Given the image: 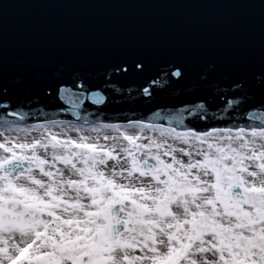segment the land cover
<instances>
[{"label":"water","instance_id":"obj_1","mask_svg":"<svg viewBox=\"0 0 264 264\" xmlns=\"http://www.w3.org/2000/svg\"><path fill=\"white\" fill-rule=\"evenodd\" d=\"M58 121L264 134V0H0V126Z\"/></svg>","mask_w":264,"mask_h":264},{"label":"flooded vegetation","instance_id":"obj_2","mask_svg":"<svg viewBox=\"0 0 264 264\" xmlns=\"http://www.w3.org/2000/svg\"><path fill=\"white\" fill-rule=\"evenodd\" d=\"M210 132L194 134L206 140ZM180 142L161 147L159 157L140 153L145 172L130 155L141 175L161 166L164 173L153 177L159 197H0V264H264V196L246 189L264 179L260 168L234 164L242 160L237 150L224 160L216 156L223 149ZM83 155L69 163L80 177H66L47 163L35 162L32 170L60 183L113 180ZM76 186L53 192L78 193L85 183Z\"/></svg>","mask_w":264,"mask_h":264},{"label":"bare ground","instance_id":"obj_3","mask_svg":"<svg viewBox=\"0 0 264 264\" xmlns=\"http://www.w3.org/2000/svg\"><path fill=\"white\" fill-rule=\"evenodd\" d=\"M48 129L50 131L53 129L65 132L62 134H57L50 131V133H37V131L39 130ZM67 130H90L91 132H84L81 133V135L83 137H88L89 140H93V138H96L97 141L101 144L108 143L109 141L124 142L129 146V148L125 151V155L128 157L132 153L138 155V152H136V148L134 147L137 143L135 134L140 136L143 134L150 135L152 133L151 140L159 144L164 141L163 144H165L164 146L167 147H170L169 145H174L172 143L174 139H187L190 141V143L186 144H192L193 141L198 140L197 138H200L195 134H185V136L183 137H178V134L180 133H172L171 130L149 125H126V127H77L76 124L69 125L67 123L58 121L57 124H47L46 127H43V124H41L40 127L31 126L30 129H26L25 126H23L22 129H19L18 126H6L5 129H2V126H0V169L8 166L11 163L20 164V160L32 161L34 163L35 161L33 160H36L41 163H48V160L45 158H37L36 156V158L34 157V155L32 154V152H34L33 147H36L39 143H41V141L45 140L48 142L52 141L55 145H62L64 143H76L77 140H75L73 137H78V134L74 132L67 133ZM9 131H12V133ZM235 135L249 136L250 139L255 140V142H264V134H257L256 131H253V134H246L245 131H241L240 134H232L231 131L227 133H224L223 131H216L214 133L213 131H211V133L205 139L207 141H218L225 136L233 137ZM40 137H43V139H41ZM56 151H59V149H57ZM155 151H153L154 154L156 153ZM96 152L100 156V160L98 159L100 165H96V169L99 170L105 177H112L113 179H106L102 182V184L108 187L112 191L114 196L143 197L145 193L148 194L147 190H145V188L148 187H146L142 182H139V180L142 179L143 175L138 174L137 172L131 173L128 170L122 168H126V166L123 165L124 160L121 161L119 159L121 158V155L118 154L119 152H121L120 150H112L106 144ZM144 152V155L152 156V154H149V152ZM125 155H123L124 158H126ZM17 159L19 161H17ZM81 173L84 174L85 172ZM38 176H42V174H39L36 171L24 170L21 171L18 176L16 174L9 180L0 179V197H48L49 195L51 197L70 196L68 194V190L63 191L62 193H43L41 187L47 186L53 188V190H57L58 187L62 186V183L53 182L51 180L36 181L35 178ZM46 176L49 177L52 175L47 173ZM77 176H79V173H72V177ZM127 177L129 179L125 180L124 178ZM38 180H40V178ZM69 183L71 184L70 186L73 187L75 185L73 183L78 182L72 181ZM91 184L92 183H88L87 186H90ZM155 197H159V195L156 194Z\"/></svg>","mask_w":264,"mask_h":264},{"label":"rangeland","instance_id":"obj_4","mask_svg":"<svg viewBox=\"0 0 264 264\" xmlns=\"http://www.w3.org/2000/svg\"><path fill=\"white\" fill-rule=\"evenodd\" d=\"M39 130L37 131V133H50V132H53V133H57V134H62L64 133L65 131H58V130ZM12 133V131H9ZM67 133H70V132H74L76 134H78V137H73L75 140H77L76 143H73V144H69V143H64L62 145H55L52 141L51 142H48V141H41V143H39L36 147H33L34 149V152H32V154L34 155V157L36 156L37 158L40 157V158H45L48 160V163L47 162H43V163H47V164H50V165H54L56 168H57V171L58 173H61L63 174L62 172L65 171V176L66 177H72V173H79L78 171H74L72 170L71 166L69 165L71 159L73 156L77 155L78 157L79 156H84L83 154H86V155H89V158L92 159V161L96 162V165H100V162H99V154H97V150L102 148L104 145L107 144V146L112 149V150H120L121 152H119L118 154L121 155V158H119L121 161H123V165L126 166L125 167H122L126 170H128L129 172L131 173H134L135 172V169L133 170L134 166L131 164V158H129L128 156L125 155V151L129 148L128 144L124 143V142H121V141H109L108 143H104V144H101L97 141L96 138H93V140H89L88 137H83L81 135V133H84V132H91L90 130H67L66 131ZM136 135V145L134 146L136 148V152H139V153H145L144 151H147L149 152V154H152V157H159L160 155V149L161 147H163L165 144H163L164 141H162L160 144L159 143H155L153 140H151V136H152V133L150 135H140L138 136L137 134ZM90 137V136H89ZM41 139H43V137H40ZM65 138V137H64ZM92 138V137H91ZM62 139V137H61ZM223 141H220L221 139H219V141H215L213 142L212 144H209L207 140H195L193 141L192 144H189V145H193V146H199L200 149L204 148V147H201L202 145H206L208 147L210 146H215L216 148H220V149H223L224 150V153L223 154H218L216 153V156H219L217 158H221V159H226L227 156H230L231 154H233V151L234 150H237L241 155H242V160H237L234 162V164H239V163H244V165H251V166H257L260 168V172L261 174H264V142H255V140L253 139H250L249 136H239V135H235V136H231V137H224L222 138ZM63 140H66V139H63ZM187 141V140H186ZM209 142H212V141H209ZM184 140L180 142V144L184 145ZM190 143V142H188ZM159 146V148H158ZM79 147V148H77ZM216 148H213V153H215L217 151ZM57 149H59V151H56ZM156 150V151H155ZM203 150V149H202ZM153 151H155L156 153L154 154ZM208 152V151H207ZM148 154V153H147ZM126 156V158H124V156ZM131 155V154H130ZM35 157V158H36ZM213 159H214V154H213ZM99 159V160H98ZM17 161H19L17 159ZM16 161V162H17ZM35 162H38L36 160H33ZM23 162H28L30 165L32 164H35L33 163L32 161H22L20 160L19 163H23ZM41 162H39L40 164ZM42 163V164H43ZM35 166V165H33ZM98 168V167H97ZM91 171V170H88L87 168H83V171ZM31 171H36L37 173L39 174H42V177L40 180L39 177L38 178H35L36 181H50L52 178L51 176L47 177L46 174L44 173H41L37 170H31ZM21 172V171H20ZM20 172L17 173V176L18 174H20ZM163 170L161 168V166H158L156 167L155 169H153V171H151L150 173H147L145 175H143L142 179L139 180V182H142L146 187L148 188H145V190H147L148 194L145 193L143 195V197H152L154 196V194H156V190L158 188V186H160V183L155 180L153 177H156L158 176L159 174H163ZM51 175V173H48ZM80 177V176H78ZM83 177V176H82ZM146 177H152L153 180H146ZM2 179V178H0ZM5 180H9L10 178H4ZM125 180H128L129 178H124ZM81 180V179H80ZM78 183H73L75 184L73 187H77L76 185L80 186L82 183H85V187H82L83 188V191L81 190V192H78V193H72V192H68L69 195H78V196H81L82 195H92V196H95V197H116L113 195L112 192H109V188L104 186L102 184V182L104 180H99L100 182H97V183H93L91 184V186H87V181L86 179H84L85 182L81 181ZM258 183H249L246 187V189H249V188H254V189H257L259 190V193L260 194H256L254 197H262L264 196V179H258L257 180ZM71 184L69 183V181L67 182H64L62 183V186L61 187H70ZM93 186H96L97 188H99L98 190V193L94 194V193H85L87 191L88 188L90 187H93ZM41 190H43L42 192L43 193H49V192H53V188L51 187H47V186H44V187H41ZM53 190V191H52ZM50 194V193H49ZM147 194V195H146ZM48 197H51L50 195ZM248 197H253L251 194H248ZM263 211H264V208H263Z\"/></svg>","mask_w":264,"mask_h":264}]
</instances>
